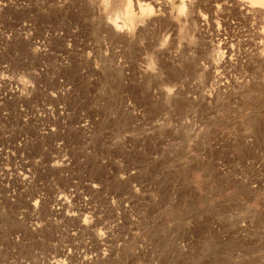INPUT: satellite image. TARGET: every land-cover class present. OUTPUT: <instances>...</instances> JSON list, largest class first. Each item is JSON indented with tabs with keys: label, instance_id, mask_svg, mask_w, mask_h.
<instances>
[{
	"label": "rangeland",
	"instance_id": "rangeland-1",
	"mask_svg": "<svg viewBox=\"0 0 264 264\" xmlns=\"http://www.w3.org/2000/svg\"><path fill=\"white\" fill-rule=\"evenodd\" d=\"M247 4L0 0V264H264Z\"/></svg>",
	"mask_w": 264,
	"mask_h": 264
},
{
	"label": "bare ground",
	"instance_id": "bare-ground-1",
	"mask_svg": "<svg viewBox=\"0 0 264 264\" xmlns=\"http://www.w3.org/2000/svg\"><path fill=\"white\" fill-rule=\"evenodd\" d=\"M248 2H249V4H247L248 6H256L257 4V2L259 1V0H247ZM263 2V1H262ZM261 3V2H260ZM250 8V7H249ZM114 26H115V28L116 27H119L117 24H114ZM120 29V28H119Z\"/></svg>",
	"mask_w": 264,
	"mask_h": 264
}]
</instances>
